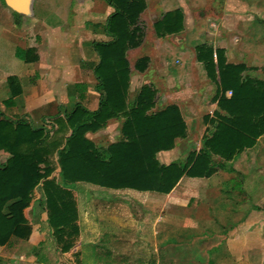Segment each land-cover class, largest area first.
Masks as SVG:
<instances>
[{
	"label": "trees",
	"instance_id": "16d2710c",
	"mask_svg": "<svg viewBox=\"0 0 264 264\" xmlns=\"http://www.w3.org/2000/svg\"><path fill=\"white\" fill-rule=\"evenodd\" d=\"M114 11L107 18V41L93 43L99 56L93 73L101 97L98 107L89 110L81 103L52 116L53 128L48 147L44 125L28 118L0 117V150L8 157L0 160V245L12 236L29 232L24 209L41 188L44 208L52 235L61 250L68 252L79 234L77 206L71 189L89 183L110 189H132L169 193L186 177H210L241 153L252 148L264 134V75L251 76L245 63L228 62L224 48L206 43L195 47L196 58L216 85V116L208 122L214 129L202 136L200 148L185 158L161 159L178 139L187 136L186 121L176 104L155 110L157 89L143 84L134 100H128L130 81L126 52L138 47L143 30L138 25L145 0H106ZM20 16L15 14L17 25ZM181 14H166L157 23L160 35L177 30ZM149 61L142 57L135 68L144 71ZM12 86L14 77L8 78ZM17 88V87H16ZM230 92V93H229ZM229 93V94H228ZM17 90L12 89V95ZM13 104L12 98L5 101ZM122 118L120 138L107 147H98L87 133L101 129L111 118ZM57 155L58 177L46 159ZM213 157L220 159L216 162ZM43 164V166H41ZM208 264H213L209 259Z\"/></svg>",
	"mask_w": 264,
	"mask_h": 264
},
{
	"label": "crops",
	"instance_id": "0c3cea01",
	"mask_svg": "<svg viewBox=\"0 0 264 264\" xmlns=\"http://www.w3.org/2000/svg\"><path fill=\"white\" fill-rule=\"evenodd\" d=\"M145 1L146 7L140 13L137 22L143 30L142 42L138 47L129 49L126 52L127 59L129 51L134 50L139 53L133 67L140 76H143V74L150 70L152 59L157 56L155 53H153L155 55L154 57L150 53L141 54L142 47L146 43L151 44L153 42H158L161 46L159 40L167 38L172 42L175 40L177 43L175 45L169 44L170 46L165 47V51L160 52V57H158H163V62L167 64L166 76L174 77L173 75L178 73V76L187 80L188 89H185L181 93L185 95V98L187 97L188 103H191V100H196L203 93V87L208 85L207 90L210 91V84L215 85L207 77L203 64L196 58L195 47L197 45L206 43L213 46L214 49L224 48L228 62H243L249 68H257V66L247 64L244 60L233 61L230 58V47L228 45L230 37L227 35V28L235 29L236 26L233 27V25L225 24L224 32H222V29L216 30L215 32H206L204 30L206 27L204 18L210 16L220 17L221 19L228 18L226 16L228 14L227 7L232 6L228 0H225L224 5H222L220 0H215V3L220 1L219 8L223 6L224 13L221 16L203 8L204 5L213 0ZM236 1H239L241 4L242 0ZM191 5L197 8L200 7L195 17H190L189 15L188 9ZM113 11L114 8L106 0H0V117L1 114L10 118L24 116L34 125L40 126L46 118L52 119V116L56 114L63 116L65 111L73 108L78 102L89 110H95L98 107L101 94L96 90L97 81L93 73L94 66L99 60V56L93 48V43L107 41L109 39L104 31V25ZM177 13L181 14V20H177V30L165 35L158 34L156 31L157 23L166 14ZM15 14L21 17L18 22L20 23L19 25L15 21ZM214 24L212 22L207 25L215 27ZM246 35L248 37L246 36L244 40L248 44L252 46L262 44L261 40L253 39L250 34ZM206 36H212V39H208ZM233 44H239L238 48L241 49L242 46L240 45H244L245 42L239 41L236 37ZM171 53L175 54L176 57L169 62L168 56ZM260 53L263 54V52ZM145 56L149 58L147 67L144 71H139L135 68V63ZM129 68L131 80L132 68L130 64ZM170 71L173 75L169 73ZM199 76L201 77L200 81H198ZM9 77L15 78L16 82L12 86L9 84ZM147 84L152 85L156 89L158 88L152 82H147ZM142 85L143 83H140L137 86L138 91L136 95ZM13 88L17 90V94L14 96L12 95ZM198 88H201V90ZM173 93H175L174 86L170 89H165V91L157 89L154 109L158 110L157 107L160 105L161 96H165L164 107L169 104H176L181 113H183L182 108L184 104L181 102V98L172 97ZM10 98H12L13 104L7 105L5 101ZM213 105L217 107L216 101ZM263 144L264 134L258 138L255 146L243 151L239 157L229 162L231 163L230 170L233 169L237 173L239 171L243 175V182L240 185V189L247 193L250 198L254 199L256 197L261 201L264 199V195L259 192L260 187H256L251 183L254 177V171H249L247 166L243 167L244 169L241 168L239 162L244 157L246 158L248 153L259 149ZM169 151H163L161 153ZM220 170L223 171L222 169ZM209 179L211 177L198 178L183 176L177 185L167 194L152 191L142 192L132 189H110L89 183L85 184L117 194L116 198L114 197L112 199L107 197L99 198V208L96 209L98 211L96 212L98 214L97 216H102V221L107 220L110 227L114 226L111 235L117 239V242L122 239L120 236H123L119 234L121 230L120 222L125 220L122 212L116 208L118 204H123L125 201L122 197L118 196L124 191L144 195V201L154 207L156 210L155 213H157V216L153 219L155 221V230L152 238L154 248L158 250L162 249L163 245L168 246V244H172L171 246H173L175 239L190 234V225H184L183 222H180L179 225L176 224L174 226L173 223L175 221L183 220L185 222L187 220L184 213L190 200L188 198L189 193L197 188L194 185L200 187L198 190L196 189L197 192L199 191L202 194L209 192L210 197H212L210 202H214L213 204H222L220 200L216 201L220 196L215 190L216 185ZM78 185L80 183H77L71 189V192L77 206L79 234L73 247L68 252H62L66 255L73 254V264L79 258L82 247V228L80 224L83 218L76 194V187ZM41 197L44 206V197L43 195ZM159 199L162 201L161 204ZM159 205L160 209L158 211L157 207ZM35 208V199L33 197L29 206L24 209L29 232L24 237L12 236L6 244L0 245V262H4V264H45L42 260L44 257L40 258L38 253L46 249L49 243L47 241L48 239L55 243L56 241L47 221L46 210L41 214L42 216H39L41 218L38 219L35 214ZM175 208H180L182 213L178 210L177 214H175ZM89 215L92 217V213H89ZM181 215L183 216L181 217ZM93 225L89 224L92 229L95 228ZM90 245L92 248L94 247L92 244ZM56 247L60 250L58 245ZM97 247L103 248L104 244H97ZM97 247L93 250L95 253L92 254V258L98 263L100 257L97 252ZM152 262L155 263L154 259Z\"/></svg>",
	"mask_w": 264,
	"mask_h": 264
},
{
	"label": "rangeland",
	"instance_id": "374dc122",
	"mask_svg": "<svg viewBox=\"0 0 264 264\" xmlns=\"http://www.w3.org/2000/svg\"><path fill=\"white\" fill-rule=\"evenodd\" d=\"M220 1L224 5L225 0ZM220 1L218 3H215V0L210 1L203 8L221 16L224 10L223 6L219 8ZM228 1L232 5L228 6L229 8L227 7L228 14L226 16L228 18L221 19L215 16L204 18L206 26L204 30L215 32L222 29V32H224L225 24L236 26L235 29L227 28V35L230 37L228 43L230 47L229 56L233 61L244 60L247 64L257 66V68L252 67L248 73L251 76L262 78L264 75V0H242L241 4L236 0ZM199 9L200 7L197 8L191 5L188 9L190 17H195ZM212 22L215 23V27L207 25ZM246 34H250L255 40H261L262 44L253 46L248 44L244 40L246 36L248 37ZM206 37L212 39V36ZM236 37L239 41L245 42L244 45H240L242 46L241 49L238 48L239 44H233ZM159 42H161V46L158 42H153L151 44L146 43L142 47L141 54L150 53L153 55L155 53L157 55H153L155 57L152 59V66L143 76H140L133 67L139 53L134 50L128 52V60L132 68L128 100H134L138 91L137 86L140 83L152 82L158 87L157 89L162 91L175 87V93L172 97L181 98V102L184 104L182 115L187 123V136L178 139L172 151L161 153V159L163 161L175 158L183 159L190 151L198 150L202 136L214 129V123L208 122V120L216 116L217 107L213 105L216 97L215 85L210 84V91L207 90L208 85L203 87V93L196 100L192 101L190 99L191 103H188L187 97L185 98V95L181 93L188 89L187 80L178 76V73L173 75L171 71L169 73L174 77L166 76L167 64L163 62V57L159 58L160 52H164L165 47L170 46L169 44L175 45L177 42L175 40L172 42L168 38L159 40ZM260 52H263V54ZM174 57H176L175 54H169L168 61L171 62ZM200 80L201 77L198 81ZM198 89L201 90V88ZM164 97L161 96L162 99L157 107L158 109L164 107ZM121 123V117L111 118L98 131L87 133V137L93 140L96 146L107 147L120 138ZM40 125H44L47 130V136L42 146L48 147L51 133L56 125L52 126V119L48 118ZM8 156L7 152L0 150V160H4ZM213 158L216 162L220 161L217 157ZM46 159L53 170L51 176L57 178L56 153H50L46 156ZM240 162L241 168L247 166L249 171H254L253 182L251 181V183L256 187L259 186V192L264 195V144L259 149L248 153L246 158L244 157ZM230 168L231 163H227L226 169H222L223 171L218 170L209 179L216 185L215 190L220 196L216 201L220 200L222 204L210 202L212 197H210L209 192L203 194L197 192L200 187L194 185L197 190L195 189L196 191L189 193L188 198L190 200L185 213L183 212L188 221L181 220L173 223L174 226L179 225L180 222H183L184 225H190V234L175 239L173 246H171L172 244L163 245L162 249L158 250L154 248L152 238L155 230L153 219L157 216V213H155L154 207L144 201V195L124 191L118 196L125 201L123 204L116 206L124 215L125 220L120 222L121 230L119 234L123 236H120L122 239L117 242V239L111 235L114 226L110 227L109 222L107 220L102 221V216L99 217L96 213L98 212L96 209L99 208V198L112 199L116 198L117 194L80 183L76 187V194L83 218L80 224L82 228V247L80 246L81 253L77 261H74L75 264H208L209 259L212 260L213 264H264V199L262 201L256 197L252 199L241 190L240 185L243 182V175L239 171L237 173L233 169L230 170ZM41 196V188L38 187L33 195L36 205L35 214L38 219L45 211ZM159 202L162 203L161 199H159ZM157 208L159 211L160 205ZM178 210L182 213L180 208H175V214ZM89 213H92V217ZM89 224H94L95 228L92 229ZM47 241L50 244L48 243L46 249L38 253L40 258L44 257L42 260L45 264H73V254H63L58 250L54 241L49 239ZM100 243L104 244L103 248L97 247V244ZM90 244L94 247L92 248ZM96 247L100 257L98 263L92 258V254L95 253L93 250ZM153 259L155 263L152 262ZM0 264H4V262H0Z\"/></svg>",
	"mask_w": 264,
	"mask_h": 264
},
{
	"label": "built area",
	"instance_id": "2783aa9c",
	"mask_svg": "<svg viewBox=\"0 0 264 264\" xmlns=\"http://www.w3.org/2000/svg\"><path fill=\"white\" fill-rule=\"evenodd\" d=\"M230 93V92H229Z\"/></svg>",
	"mask_w": 264,
	"mask_h": 264
}]
</instances>
